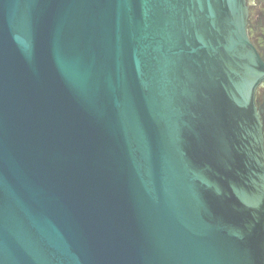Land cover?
Segmentation results:
<instances>
[{
    "label": "water",
    "instance_id": "1",
    "mask_svg": "<svg viewBox=\"0 0 264 264\" xmlns=\"http://www.w3.org/2000/svg\"><path fill=\"white\" fill-rule=\"evenodd\" d=\"M249 2L0 0V264H264Z\"/></svg>",
    "mask_w": 264,
    "mask_h": 264
},
{
    "label": "flooded vegetation",
    "instance_id": "2",
    "mask_svg": "<svg viewBox=\"0 0 264 264\" xmlns=\"http://www.w3.org/2000/svg\"><path fill=\"white\" fill-rule=\"evenodd\" d=\"M247 34L255 50L264 61V0H250L249 2ZM254 104L261 123L264 145V81L255 91Z\"/></svg>",
    "mask_w": 264,
    "mask_h": 264
}]
</instances>
